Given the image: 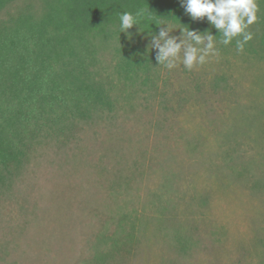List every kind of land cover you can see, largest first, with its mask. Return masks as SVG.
<instances>
[{
    "label": "trees",
    "instance_id": "16d2710c",
    "mask_svg": "<svg viewBox=\"0 0 264 264\" xmlns=\"http://www.w3.org/2000/svg\"><path fill=\"white\" fill-rule=\"evenodd\" d=\"M256 1L257 49L250 41L244 49L264 59V0ZM141 10L152 20L133 26L132 39L120 34L119 13ZM177 24L211 31L221 39L206 19L192 21L179 0H0V259L20 257L12 245L24 237L6 209L35 195L39 181L74 175V167L69 169L78 163L97 165L100 177L86 178L77 188L63 187L81 201L73 209L74 202L64 194L60 201L68 203L61 210L66 209L62 223L68 226L80 215L70 225V232L77 234L83 217L108 206L116 227L111 236L93 237L91 231L93 240L77 246L84 264H139L144 244L155 233L176 242L182 255L187 244L199 246L200 236L185 235L186 225H192L186 218L194 208L205 210L208 198L193 191L196 176L203 170L211 180L219 169L218 158L225 160L220 172L226 175L216 179L252 185L264 199V165L254 164H264V147L253 152L247 145L264 140L257 125L264 124L262 109L234 113L224 122L216 101L210 104L204 86L196 85L197 101L206 108L204 119L213 123V134L203 140L175 128L188 98L170 96L168 90L160 93L156 79L167 68L158 65L148 46L160 26ZM220 83L212 90L213 98L235 88L226 79ZM210 137L218 141L217 151L210 148ZM183 149L187 160L181 161L185 167L179 171L180 161L173 155ZM156 186L157 194L150 195ZM141 191L148 193L145 201L138 195ZM54 194L51 188L48 198ZM141 206L142 211L158 210L144 228L136 219Z\"/></svg>",
    "mask_w": 264,
    "mask_h": 264
},
{
    "label": "rangeland",
    "instance_id": "374dc122",
    "mask_svg": "<svg viewBox=\"0 0 264 264\" xmlns=\"http://www.w3.org/2000/svg\"><path fill=\"white\" fill-rule=\"evenodd\" d=\"M256 3L260 6L258 1ZM170 27L173 30L169 35L178 38L181 36V30H186V27L181 24ZM196 31L202 33L199 30ZM248 31L253 34L249 43L257 49L259 28L253 23ZM204 34L206 35V33ZM215 40L218 52L216 55L209 56L204 65L188 70L182 62H177L175 68L169 71L165 69L156 79L160 93L168 90L170 96L176 93V98L181 96L188 98L185 99L187 101L186 112L181 118L176 119L175 128L180 132L181 130L190 132L203 140L213 134V123L204 119L206 108L204 109V106L198 103L199 98L193 86H204L203 95L210 104H214L216 101L217 115L224 122H228L234 113H243L246 109L251 114L252 107H259L264 111L263 57L251 55L245 49L243 52H237L235 42L225 46L219 42L221 39L215 37ZM225 79L235 88L232 92L224 91L220 97L213 98L212 90L218 85H223L220 80ZM167 85L175 89H168ZM257 125L258 129L264 130V124L258 123ZM209 144L212 150L217 151L219 144L215 137L209 138ZM247 145L253 147V152L258 151V148L264 147V140L248 142ZM262 149H259L260 154H263ZM252 150L250 154H252ZM180 152L174 153L173 156H176V159L180 161L176 169L182 171L185 166L183 167L181 161L187 160V157L184 149L182 154ZM224 162L223 157L218 158L216 167L219 169L212 173L211 180L203 170H200L199 175L196 176L197 187L193 191L198 192L199 195L204 193L208 200H206L203 212L194 208L191 214L187 215L186 222L187 224L192 223V225H186L188 229L185 235L189 233L188 236H193V238L200 236L203 239L201 244L199 246L187 244V254L182 255L180 246L176 242L174 244L163 238L161 233H155V236L149 238L147 245L144 244L139 264H264V199L255 194L256 192L254 193L255 189L252 185L250 188L249 184L246 187H239L225 179H216L218 175H226L225 172H220L223 170ZM251 162L253 161L249 160L250 164ZM254 164L255 166L264 165L259 162H254ZM31 166L35 167L33 164ZM92 167H87L84 162L78 163L77 166H70L69 170L73 168L74 175L66 178L55 175L48 180L41 179L42 181H39L41 185L38 186L39 189L35 191V195L29 196L26 202L19 203V205L12 202L11 207L6 211L9 217L15 218L14 227L24 233L23 244L16 240L12 248L16 249L15 251H18L21 256L0 259V264H52L54 262L64 264L68 259H70L69 264H84V262L80 263L79 257L81 256L78 248L85 246L88 238L93 240L95 236H111L115 232L116 227L111 220L108 206L100 214L91 213L83 217L78 224L79 232L77 234L70 232V225L74 227L76 219L79 221L81 218L80 215L78 216L76 213L73 220L68 222V226L64 225L62 223L64 220L60 218L66 209L63 212L61 210L68 203V201H65V204L60 201L62 197L64 200V194L67 193L64 188L67 189L68 184L77 188L79 184L84 183L83 180L86 178L100 177L99 167L97 165ZM153 184L155 182L151 186ZM65 185L67 186L65 187ZM51 188L55 194L48 198ZM158 189L156 186V190L151 189L149 194H157ZM61 190L62 192H60ZM178 190L184 196L182 188ZM147 194L143 191L138 192V195L143 197V201ZM10 196H14V194ZM66 198L74 202L72 203L73 209L77 206V202L81 201L80 197L73 198L71 191L66 194ZM142 206L144 207L143 203ZM142 206L136 219L140 220L144 228L153 222L151 217L158 210L142 211ZM2 209L0 208V221H2V215L4 216ZM10 223L13 224L12 221ZM32 224L33 226H31ZM88 227L90 229H87ZM135 227L139 229L140 224ZM12 232L15 233L14 230ZM77 246L79 247L77 248ZM64 259L65 261H63Z\"/></svg>",
    "mask_w": 264,
    "mask_h": 264
},
{
    "label": "clouds",
    "instance_id": "9594fccd",
    "mask_svg": "<svg viewBox=\"0 0 264 264\" xmlns=\"http://www.w3.org/2000/svg\"><path fill=\"white\" fill-rule=\"evenodd\" d=\"M180 6L192 21H206L217 30L223 45L227 46L235 40L237 52H243L245 44L253 38L248 31L250 25L258 19V5L256 0H179ZM120 34L125 33L132 39L129 32L133 26H140L141 20L151 21L150 13L143 10L135 15L130 12L119 13ZM170 26H160L158 36H152L148 46L150 51H155V60L159 66L169 70L182 62L183 66L192 70L204 65L207 58L216 55V40L211 31L204 33L190 30H181V36H170ZM129 39V40H131ZM182 54V55H181Z\"/></svg>",
    "mask_w": 264,
    "mask_h": 264
}]
</instances>
